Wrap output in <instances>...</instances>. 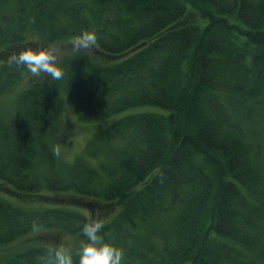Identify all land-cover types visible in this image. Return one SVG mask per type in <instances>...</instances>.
Masks as SVG:
<instances>
[{"label": "trees", "instance_id": "1", "mask_svg": "<svg viewBox=\"0 0 264 264\" xmlns=\"http://www.w3.org/2000/svg\"><path fill=\"white\" fill-rule=\"evenodd\" d=\"M95 34L94 53L47 65L0 117V245L44 235L0 264H44L85 224L123 264H264V0H0V96L14 58ZM52 53V52H51ZM95 132L70 162L50 138L64 101Z\"/></svg>", "mask_w": 264, "mask_h": 264}, {"label": "rangeland", "instance_id": "2", "mask_svg": "<svg viewBox=\"0 0 264 264\" xmlns=\"http://www.w3.org/2000/svg\"><path fill=\"white\" fill-rule=\"evenodd\" d=\"M79 50L82 53H94L93 46L87 48H77L74 43L67 44V46L55 45L51 48V52L53 53V58L56 63H59L64 57ZM48 68H50V66ZM40 79L42 80L43 85L49 84L51 76L45 72L42 74ZM33 82H36V79L31 73H29L20 82H18L10 92L0 96V117L2 121L7 123L15 118L19 96L23 93V91L30 87ZM149 111L158 112L160 109L156 107H136L101 121L82 124L77 120L75 105L72 102L65 100L63 104L62 123L50 138V142L54 149L57 147L60 148L61 159L66 162H70L73 158L83 153L87 142L95 132L108 128L112 123L125 115ZM44 235L50 239L51 235L56 236L60 234L52 229L39 228L14 243L0 245V261L9 259L27 247L24 245L32 244L33 239ZM77 241L78 239H72L71 237L66 236L64 238L62 237L61 243L57 246L68 245L74 248Z\"/></svg>", "mask_w": 264, "mask_h": 264}, {"label": "clouds", "instance_id": "3", "mask_svg": "<svg viewBox=\"0 0 264 264\" xmlns=\"http://www.w3.org/2000/svg\"><path fill=\"white\" fill-rule=\"evenodd\" d=\"M95 34H86L82 39L74 42L77 48H87L95 44ZM23 64L33 76L48 73L59 78V71L51 72L47 65L54 64L53 53H34L32 50L22 51L14 58ZM54 155H61L60 148L54 149ZM102 222L94 221L82 227V239L76 248L78 264H123V251L115 245L107 242L101 235ZM44 264H74L73 248L68 245L57 246L49 249Z\"/></svg>", "mask_w": 264, "mask_h": 264}]
</instances>
